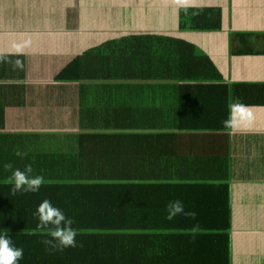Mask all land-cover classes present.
<instances>
[{"label": "crops", "instance_id": "crops-1", "mask_svg": "<svg viewBox=\"0 0 264 264\" xmlns=\"http://www.w3.org/2000/svg\"><path fill=\"white\" fill-rule=\"evenodd\" d=\"M94 1L0 0V235L22 249L18 264L50 263L57 250L69 263H90L98 252L106 254L102 263H112L111 253H130L152 264H264V107L234 108L226 132H140L131 150L114 146L90 158L87 141L77 137L95 132L75 122L83 113L89 118L85 102L94 92L85 83L55 80L72 58L114 48L137 69L189 53L207 56L206 66L226 83L264 84V54H234L229 37L231 30H264V0H112L108 24L106 11L101 20L82 12ZM182 3L221 7L223 30L178 31L167 11ZM133 4L136 16L148 22L155 16L164 31L135 29L134 21L133 30L116 27ZM121 96L130 104L142 97ZM25 165L28 178H42L40 168L54 175L44 172L36 192L16 191L12 172ZM58 168H94L100 176H61ZM45 199L84 232L76 246L44 243L50 237L34 213ZM176 199L195 215L167 218L166 206ZM108 231L122 234L121 242L102 246L88 235Z\"/></svg>", "mask_w": 264, "mask_h": 264}, {"label": "trees", "instance_id": "trees-1", "mask_svg": "<svg viewBox=\"0 0 264 264\" xmlns=\"http://www.w3.org/2000/svg\"><path fill=\"white\" fill-rule=\"evenodd\" d=\"M98 1L85 5L82 12L101 20L103 11H106L105 20L110 17L114 21V15L109 16L114 13L111 8L112 0ZM124 11L125 16L116 27L133 30L131 27L134 21L135 29L154 28L164 31L166 28L155 16H151L150 22L145 17L136 16L135 4ZM167 13L172 17L170 18L172 27H176L180 32H220L224 27L223 9L215 5L169 4ZM229 33L234 54H264V30H231ZM113 43L108 42L106 47ZM179 43L186 45L185 42ZM106 50L107 52L103 54L101 51L98 53V50H91L84 55L76 56L55 74L56 81L85 83L83 88L88 87L94 92L93 97L85 102L89 106L87 107L89 118L83 113V119L75 122L78 123L75 128L95 132L90 136L77 137L87 141L88 144L85 146L90 150L87 154L90 158L105 152L107 154L114 146L131 150L132 141L143 138L138 136L140 132H157L164 129L185 133L226 132L233 128L234 108L264 107L263 83L245 81L226 83L224 76L212 65L206 66L207 56L190 58L189 53H183L182 57L177 58L174 55L171 60L174 62L171 64L161 66L153 64L147 66L149 70H145L144 67L137 69L135 64L130 63L128 61L130 55L114 52V48ZM131 91L139 97L142 95L137 104H130L131 97L126 99L121 96L123 92ZM103 148L106 151H101ZM55 171L58 175L74 178L100 176L95 174L94 168L73 170L58 168ZM40 172L41 179L47 177L44 172L54 175L52 168H40ZM106 173L105 176H117ZM57 207L60 209V206ZM73 228L76 231V242L82 240L84 232L79 231L77 226ZM110 232L88 235L96 237L92 241L102 246L120 243L122 234L112 235ZM58 253L57 250V257H52L51 262L45 264H152L143 257L130 259V253L123 258L111 253L109 260L112 263H102L98 260H107L106 254L98 252L94 254L95 258H90V263L82 258L69 263L58 258Z\"/></svg>", "mask_w": 264, "mask_h": 264}, {"label": "clouds", "instance_id": "clouds-1", "mask_svg": "<svg viewBox=\"0 0 264 264\" xmlns=\"http://www.w3.org/2000/svg\"><path fill=\"white\" fill-rule=\"evenodd\" d=\"M20 155V153H17ZM9 167V165H5ZM31 165H25L24 170L14 169L12 172L13 188L16 191L36 192L39 190L41 178H28L27 173L31 172ZM167 218L171 219L178 214L195 215V213L185 212L182 201L176 199L169 201L166 206ZM34 215L38 218L39 226L47 229L50 239H46V245L58 248L76 246V231L72 227V219L54 206L49 200L45 199L37 206ZM22 256V249L16 248L11 244L10 238L0 235V264H18Z\"/></svg>", "mask_w": 264, "mask_h": 264}, {"label": "rangeland", "instance_id": "rangeland-1", "mask_svg": "<svg viewBox=\"0 0 264 264\" xmlns=\"http://www.w3.org/2000/svg\"><path fill=\"white\" fill-rule=\"evenodd\" d=\"M92 19H93V18H92ZM110 22H112V19L109 17V18L106 19V24H108V23H110Z\"/></svg>", "mask_w": 264, "mask_h": 264}]
</instances>
